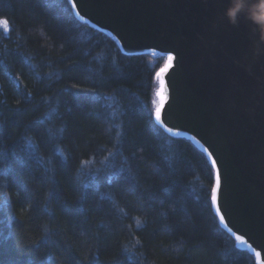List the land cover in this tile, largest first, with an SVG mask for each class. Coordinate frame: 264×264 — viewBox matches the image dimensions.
<instances>
[{"label": "trees", "instance_id": "obj_1", "mask_svg": "<svg viewBox=\"0 0 264 264\" xmlns=\"http://www.w3.org/2000/svg\"><path fill=\"white\" fill-rule=\"evenodd\" d=\"M64 9L0 0V260L256 264L209 208L205 154L148 121L164 56L124 54Z\"/></svg>", "mask_w": 264, "mask_h": 264}, {"label": "water", "instance_id": "obj_2", "mask_svg": "<svg viewBox=\"0 0 264 264\" xmlns=\"http://www.w3.org/2000/svg\"><path fill=\"white\" fill-rule=\"evenodd\" d=\"M78 8L122 53L164 56L157 72L179 53L165 79L173 123L223 161L221 213L251 245L237 247L264 264V45L257 53L254 26L244 13L232 25L221 0H79ZM159 91L155 74L153 109Z\"/></svg>", "mask_w": 264, "mask_h": 264}, {"label": "snow or ice", "instance_id": "obj_3", "mask_svg": "<svg viewBox=\"0 0 264 264\" xmlns=\"http://www.w3.org/2000/svg\"><path fill=\"white\" fill-rule=\"evenodd\" d=\"M229 2L224 3V0H221L223 15L225 9H227L229 6ZM64 3H65V9H64L65 12L68 13L70 16H72L74 19L82 22L83 24H88L90 22L88 19H86L85 15L81 14V10L78 8L79 0H64ZM224 17L227 19L225 15ZM238 23H239V17H238V22L235 25H238ZM92 26L96 27L95 24H93ZM3 30L5 33H7L10 30L6 20L4 23ZM109 35H111V33H109ZM177 56H179V53H176L175 55L169 53L167 55L168 62L164 65L163 68L160 69L159 72L156 73V79L159 81L160 84V91L157 93V95L160 97V102L148 114V121L152 125L153 130L157 134L167 133L170 137H182L185 135V132L181 130V126L179 124L173 123V121L176 119V114L172 110L171 103H167L169 101L170 96H169V89L165 86L166 74H168L169 70L173 68V61L176 59ZM73 87H78V86L73 85ZM88 91L94 93L95 89H89ZM96 98L98 97L93 96V99ZM37 123L40 122L38 121ZM117 135H119V133ZM33 149H34L33 145L31 144L27 145L24 149L26 156L28 157L29 160H33L43 165L44 161L40 156L36 154V152ZM203 151L204 153H206L205 168L207 171L209 182L212 185L210 188V195L208 197L209 208L215 209V217L218 218L219 226L222 229H226L227 232L231 234V237H233L234 240L238 242V246L242 247L244 245H247L251 249V245L248 244V241L245 240L244 236L238 235L237 232L233 230V227L229 226L232 223V221L230 219L226 221L225 219L226 214L221 213V208L223 207V205L220 203V200L223 197V184L226 178V173L222 171L223 161L220 160L218 155L214 157L213 152L209 151L208 147H205ZM0 155H2V152H0ZM115 155H119L118 148H116L114 152H110L109 156L105 157V160H108L109 157L114 158ZM82 163H88V161H83ZM123 171H124L123 169H120L119 171L114 172L113 176H119ZM0 175H2V173H0ZM92 175L94 178L95 174ZM55 195H56L55 192L51 193L52 198H55ZM2 209L3 206L0 205V210ZM4 251L6 250L4 249L3 246V240L0 239V252H4ZM252 251L255 252V256L257 257V260H259L261 257V251H255V249H252ZM262 251H264V247H262ZM0 264H4V262L0 260ZM10 264H20V262L17 260H12Z\"/></svg>", "mask_w": 264, "mask_h": 264}, {"label": "clouds", "instance_id": "obj_4", "mask_svg": "<svg viewBox=\"0 0 264 264\" xmlns=\"http://www.w3.org/2000/svg\"><path fill=\"white\" fill-rule=\"evenodd\" d=\"M241 13L254 26L253 33L259 34L256 51L259 53V45H264V0H230L224 15L230 23L235 25Z\"/></svg>", "mask_w": 264, "mask_h": 264}, {"label": "rangeland", "instance_id": "obj_5", "mask_svg": "<svg viewBox=\"0 0 264 264\" xmlns=\"http://www.w3.org/2000/svg\"><path fill=\"white\" fill-rule=\"evenodd\" d=\"M4 23H5V20L4 19H1L0 20V28L2 29H4Z\"/></svg>", "mask_w": 264, "mask_h": 264}]
</instances>
